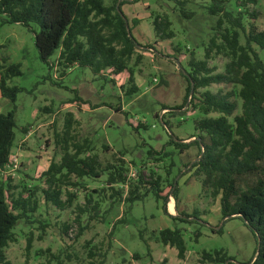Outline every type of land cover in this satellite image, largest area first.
<instances>
[{
    "label": "rangeland",
    "instance_id": "374dc122",
    "mask_svg": "<svg viewBox=\"0 0 264 264\" xmlns=\"http://www.w3.org/2000/svg\"><path fill=\"white\" fill-rule=\"evenodd\" d=\"M179 1L182 0H125L122 9L132 23L133 35L141 45H151L154 49H141L133 56L130 66L135 71L140 90L130 96L125 94L128 87L126 73L111 82L110 75L100 78L89 68L76 66L58 82L55 77L61 69L54 67L49 70L42 62L35 46L34 33L18 23L2 24L0 19V67L19 63L22 74L12 78L9 84L25 89L18 94L16 102L18 128L15 130L12 156L17 158L18 167L8 175L0 172V181L11 176L20 186L40 185L41 174L51 160L60 158V155L54 154V130H61L66 113L72 112L79 121L76 132L81 139L88 137L92 140L90 154H98L103 165L115 163L116 153L122 152L127 175L136 174L131 177L132 182H138L141 173L147 178L152 173L154 178L159 176L162 195L170 196V200L177 202V211L191 214L197 210L202 221L209 225L174 221L164 214L162 200L156 199L153 194L143 202H136L126 213L128 205L123 198L111 197L113 192L106 186L105 173L99 179L84 178L83 185L77 189L75 203L84 204L91 196L100 204L99 218L90 221L89 213L82 215L83 225L88 224V228L79 238L60 236L63 223L73 224L77 212L75 206L59 211L40 201L34 216L36 222L28 223L20 219L16 224L14 232L17 241L5 249L12 264H55L49 260L51 255L62 253L65 264H89L88 252L92 247L99 248L101 252L110 248L105 264H220L203 259L204 251L215 253L219 250L232 257L237 264L246 263L254 256L257 244L252 232L239 218L224 221L220 196L214 197L211 189L202 187L203 177L194 175L190 164L199 156L197 147L181 153L174 146L167 145L172 134L182 139L183 143L193 140L192 136L196 134L194 121L203 117L202 113L188 105L177 108L183 103L187 85L181 68L189 69L192 56L205 58V48L220 18L209 13L208 7L214 0H187L184 6ZM224 1L227 10L234 15L245 13L243 23L247 29L254 25L258 31H264V0H257V3ZM104 2L109 5L114 0ZM183 9L192 16L182 15ZM252 14H257L256 19ZM164 16L172 22L175 36L158 41L153 21ZM32 27L39 29L36 24ZM240 42L245 43L243 33ZM254 47L264 61V49L255 44ZM137 54L143 56L139 63L135 62ZM57 56L58 51L51 60L55 61ZM4 57L8 58L7 63ZM228 61L224 55L213 53L209 66L215 68V73H220ZM72 89H77L78 95L90 101V105L78 108L71 103L75 96ZM238 89L237 85L212 84L199 91L216 93L233 90L232 100L238 104L235 113L240 114ZM118 105L121 112L115 110ZM11 107V103L0 95V113L7 112ZM21 126L28 128V132L22 133ZM163 147L169 156L148 155L149 149L160 151ZM255 180L252 176L243 178L242 188ZM174 182L179 183L175 191L171 187ZM120 188L125 196L127 188L115 186V189ZM120 219L123 221L118 222ZM40 222L47 225L44 230ZM113 225L114 235L110 238ZM174 226L183 230L187 246L184 259L178 258L176 248L158 240L161 229ZM210 226L222 227V233L212 232ZM198 229L202 235L196 240L195 231ZM74 232H78V227ZM30 236L33 237L32 247L26 250Z\"/></svg>",
    "mask_w": 264,
    "mask_h": 264
},
{
    "label": "trees",
    "instance_id": "16d2710c",
    "mask_svg": "<svg viewBox=\"0 0 264 264\" xmlns=\"http://www.w3.org/2000/svg\"><path fill=\"white\" fill-rule=\"evenodd\" d=\"M187 0L179 1L184 6ZM257 3V0H246L245 3ZM125 0H114L107 5L104 0H0V19L2 24L18 23L34 33L35 46L40 59L47 64L49 70L54 67L61 69L55 79L62 80L73 67L89 68L97 77L110 75L111 82L122 73L128 75L127 96L137 93L140 88L136 84L135 71L130 66L133 56L141 49H153L151 45H141L132 32V23L123 11ZM209 13L220 16L215 33L205 48V58L191 57L189 69L181 68L186 80L183 103L177 108L188 105L198 110L203 117L194 121L195 139L183 143L174 134L167 145H172L183 153L192 146L199 149L198 158L190 164L195 176H202V187L211 189L214 197L220 196V210L224 221L239 218L255 237L257 249L254 256L243 264H264V61L254 44L264 49V31H258L254 25L247 29L243 23V15H234L227 10L224 0H214L208 7ZM182 15L192 13L182 10ZM256 19L257 14H252ZM131 23V24H130ZM36 24L39 29L32 27ZM158 41L169 40L175 36L171 29L172 22L167 16L157 17L153 21ZM227 24V26H226ZM241 33L245 43L240 42ZM58 51L55 61L51 57ZM213 53L222 54L229 59L223 72L215 73L209 66ZM137 54L136 63L142 60ZM7 63L8 58H3ZM22 74L19 63H10L0 67V95L7 99L12 107L0 113V172L10 164L12 150L16 140L17 98L25 89L10 85L9 81ZM212 84L237 85L238 97L241 99V113L236 114L238 104L232 100L235 92L209 90L201 93V88ZM75 96L71 103L78 108L90 105L72 89ZM168 108V107H165ZM115 110L121 112L118 105ZM216 113L217 116H210ZM127 115V113H124ZM79 121L72 112H67L63 128L54 130V154L60 155L59 160H51L48 168L41 174L40 185L28 187L15 183L11 176L0 181V264H12L5 249L17 241L14 229L20 219L28 223L36 222L35 213L40 201L52 205L59 211L75 206L76 216L73 224L63 223L60 236L79 238L88 228L83 225L82 215L89 213V220L99 218L100 204L88 197L84 204H77L78 187L84 178L99 179L107 173L106 186L110 188L112 198H123L129 212L136 202H143L150 194L162 200V210L174 221L182 223H202L200 213L194 210L188 214L176 210L177 215L169 213L167 205L170 196L162 195L160 177L147 178L142 173L138 182H132L127 175L122 152H117L116 162L103 165L100 156L93 150L92 140L81 139L76 132ZM22 133L28 128L19 127ZM108 149V146H104ZM148 155L167 157L164 147L160 151L151 148ZM255 177L253 184L242 188L245 177ZM175 183V182H174ZM172 184L173 191L179 183ZM116 185L127 188L115 189ZM124 196V197H123ZM114 202V201H113ZM120 219L118 222H122ZM44 230L46 224L40 222ZM78 227V232H74ZM212 232L222 233V227ZM115 225L109 237L114 235ZM202 235L200 229L195 231V239ZM158 240L174 247L178 258L184 259L187 246L183 230L177 226L161 229ZM33 237L27 240L26 250L32 247ZM111 247V242L109 243ZM110 250V248H108ZM92 247L88 252L89 264H105L107 252ZM62 254L51 255L50 261L65 264ZM68 256V254H66ZM139 258V255H135ZM70 258V256H68ZM203 259L220 264H237L224 251L215 253L203 252Z\"/></svg>",
    "mask_w": 264,
    "mask_h": 264
},
{
    "label": "built area",
    "instance_id": "2783aa9c",
    "mask_svg": "<svg viewBox=\"0 0 264 264\" xmlns=\"http://www.w3.org/2000/svg\"><path fill=\"white\" fill-rule=\"evenodd\" d=\"M193 139H195V138L193 137ZM17 167H18V161H17V158L11 156L10 164L7 165V167H6V168H7V171L4 170L2 173H6V174L8 175V174L12 173V171H13L15 168H17ZM134 176H136L135 173H132V174L129 175L130 178H131V177H134Z\"/></svg>",
    "mask_w": 264,
    "mask_h": 264
},
{
    "label": "crops",
    "instance_id": "0c3cea01",
    "mask_svg": "<svg viewBox=\"0 0 264 264\" xmlns=\"http://www.w3.org/2000/svg\"><path fill=\"white\" fill-rule=\"evenodd\" d=\"M136 80V79H135ZM136 84H137V82H136ZM138 85V84H137ZM3 113H5V112H3ZM180 139V138H179ZM193 147H197V146H192V147H190L189 149H187V150H185L184 151V153L186 152V151H188V150H190V149H192ZM197 149H198V147H197ZM198 151H199V149H198ZM48 168V167H47ZM171 203H173V208L171 209ZM167 208H168V211H169V213L170 214H172V215H177V212H176V210H177V202L176 201H174V200H170L169 202H168V205H167ZM176 212V213H175ZM182 212V211H181ZM184 212V211H183Z\"/></svg>",
    "mask_w": 264,
    "mask_h": 264
},
{
    "label": "bare ground",
    "instance_id": "6f19581e",
    "mask_svg": "<svg viewBox=\"0 0 264 264\" xmlns=\"http://www.w3.org/2000/svg\"><path fill=\"white\" fill-rule=\"evenodd\" d=\"M171 205V209L173 208V203L170 204Z\"/></svg>",
    "mask_w": 264,
    "mask_h": 264
}]
</instances>
